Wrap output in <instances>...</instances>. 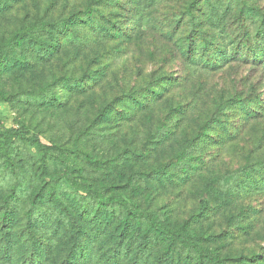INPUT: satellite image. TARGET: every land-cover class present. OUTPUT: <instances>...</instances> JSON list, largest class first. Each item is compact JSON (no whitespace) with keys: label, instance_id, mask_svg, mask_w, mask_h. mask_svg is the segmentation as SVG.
I'll list each match as a JSON object with an SVG mask.
<instances>
[{"label":"rangeland","instance_id":"374dc122","mask_svg":"<svg viewBox=\"0 0 264 264\" xmlns=\"http://www.w3.org/2000/svg\"><path fill=\"white\" fill-rule=\"evenodd\" d=\"M144 1L143 19L139 25L130 26L132 38L125 40L127 42L100 38L79 49L77 42L92 38L97 29L84 23L73 24V39L63 42V49L49 60L40 61L34 52L24 50L30 62L28 67L7 69L8 60L0 63V68L4 67L0 71V130L22 125L30 127L47 145H57L75 155L74 179L112 185L113 192L122 195L127 205L137 207L145 215L153 212L172 228L186 224L198 243L215 250L228 264H249L242 255L264 254V178L253 176L258 179L259 188L242 189V185L251 183L243 171L251 169L255 160L264 157V63L232 60L217 71L186 64L171 40L166 20L174 8L182 7L183 0ZM246 1L264 11V0ZM89 2L91 0H26L15 4L0 12V42L4 34L10 35L23 25L54 22L78 14ZM118 22L122 23L123 18ZM248 24V20L241 23L242 26ZM159 76L176 78L177 86L169 96L153 103L148 116L136 115L135 119L127 121L126 106L122 103L124 94L147 90L150 82ZM69 78L82 79L86 83L85 92L71 91L67 85ZM46 85L62 98L63 104L32 106L14 97L22 91ZM255 97H260L261 106L252 102ZM241 98L250 99L257 116L242 119L229 107L226 113L221 114L220 109V115H214L221 101ZM184 107H188V112L183 118H168L170 112ZM107 115L112 119L108 120ZM216 117L230 126L233 137L218 138L213 146L200 142L192 156L201 159L200 172L185 183V180L175 179L164 188L158 186L152 176L150 181H144L143 177L149 176L152 166L160 161L171 172L183 176L176 154L191 136L205 129ZM161 120L171 131L157 143L152 134ZM130 146L144 150L143 156L134 162L126 158ZM133 163L135 172L131 173ZM64 169L57 162L51 165V172L56 175ZM235 173L239 178L225 181L221 194L204 190V182L212 177ZM37 186L33 183L29 192ZM227 188L235 191V196L225 193ZM202 197L209 198L210 210L207 216L198 218L195 214ZM116 216L112 227L129 214L120 209ZM133 227L138 230L139 224L133 222ZM137 230L132 229L130 234L134 232L136 238L149 240L154 246L148 264H158L159 257L164 264H197L195 250L169 249L167 242L156 240L148 222ZM114 242L111 237L99 238L97 264L133 262L138 246L133 248L130 260H116ZM91 264H96L95 259Z\"/></svg>","mask_w":264,"mask_h":264},{"label":"trees","instance_id":"16d2710c","mask_svg":"<svg viewBox=\"0 0 264 264\" xmlns=\"http://www.w3.org/2000/svg\"><path fill=\"white\" fill-rule=\"evenodd\" d=\"M24 1L26 0H0V12ZM144 5L143 0H91L85 9H79L78 14L74 13L54 22L39 21L23 25L10 35L2 36L0 63L8 60L10 65L5 67L7 69L28 67L30 62L25 57L24 50L34 52L40 61L49 60L63 49V42L68 43L73 39V24L84 23L97 29V34L92 38L77 42L79 49L86 44L89 46L111 37L127 42L125 40L132 38L130 26L139 25L143 19ZM173 10L167 14L168 30L180 53V59L186 64L217 71L232 60L245 62L251 59L264 63V11L260 8L246 0H183L182 7ZM119 18H123L122 23L118 22ZM246 20L249 24L242 26L241 23ZM131 21L133 25H130ZM176 80L174 77L159 76L150 82L147 90L124 94L122 103L126 106V120L132 121L136 115L148 116L147 111L153 103L163 100L175 89ZM85 84L82 79L67 80L71 91L85 92ZM14 97L19 102L32 106L64 103L61 97L52 92L50 85L28 89ZM260 100V97H255L252 102L261 106ZM188 107L178 109L175 113L170 112L167 116L183 118ZM228 107L233 108L236 116L242 119L251 118L257 113L252 111L250 99L241 98L237 101H221L215 107L214 115L219 114L220 109L221 114L226 113ZM106 117L108 120L112 119L108 115ZM170 131L161 120L152 136L158 143ZM225 137H233L230 126L216 117L205 129L191 136L176 154L177 165L183 176L171 172L160 161L152 166L149 176L143 177L144 181H150L149 177L152 176L161 188L167 187V183H173L175 179L185 180V183L203 168L201 159L192 157L200 142L213 146L218 143V138L224 140ZM30 147L35 150L32 151ZM143 153L144 150L130 146L126 151V158L134 162ZM74 157L75 155L68 154L67 150L57 145H47L39 133L26 125L0 130V264H91L94 259L97 264L96 242L102 237H111L115 241L112 246H115L116 260H130L133 248L138 246V254L132 257L133 262L129 264H148L153 243L136 238L137 234L133 235L134 232L130 234L132 229L135 232L137 230L134 229L133 222L139 224V230L145 221L152 226L156 240L167 242L169 249L176 248L177 252L181 248L188 252L195 250L197 264H228L227 259L221 258L215 250L198 243L186 224L173 228L166 226L157 214L150 212L145 215L137 207L127 205L122 195L113 192L114 186L74 179ZM55 162L65 167L64 172L59 175L51 172V165ZM130 168L133 170L131 173H134V163ZM243 172L251 183L242 185V189L259 188L260 183L253 176L264 178V157L255 160L251 169ZM237 178L238 173L227 177L214 176L204 182V190L219 195L224 190L225 181ZM35 182L38 186L30 193ZM226 191L228 195L235 193L228 191V188L225 193ZM120 209L129 216L112 227L113 219L118 218L116 212ZM209 210V198L202 197L195 215L198 218L205 217ZM241 258L249 264H264V254L255 253L251 257L242 255ZM157 261L158 264H164L162 257Z\"/></svg>","mask_w":264,"mask_h":264}]
</instances>
